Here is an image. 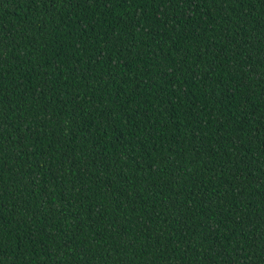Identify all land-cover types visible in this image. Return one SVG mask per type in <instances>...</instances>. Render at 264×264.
Returning a JSON list of instances; mask_svg holds the SVG:
<instances>
[{
	"label": "trees",
	"instance_id": "16d2710c",
	"mask_svg": "<svg viewBox=\"0 0 264 264\" xmlns=\"http://www.w3.org/2000/svg\"><path fill=\"white\" fill-rule=\"evenodd\" d=\"M0 264H264V0H0Z\"/></svg>",
	"mask_w": 264,
	"mask_h": 264
}]
</instances>
